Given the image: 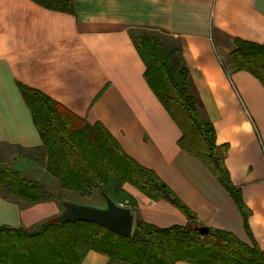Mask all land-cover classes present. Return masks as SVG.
<instances>
[{
  "label": "crops",
  "instance_id": "crops-1",
  "mask_svg": "<svg viewBox=\"0 0 264 264\" xmlns=\"http://www.w3.org/2000/svg\"><path fill=\"white\" fill-rule=\"evenodd\" d=\"M72 1L73 11L63 12L34 0H0V155L15 148L13 167L48 191L60 182L44 166L47 149L19 88L24 83L90 124L104 125L201 225L264 249V85L228 62L235 39L264 42V0ZM132 29L163 31L179 42L201 111L214 124L217 143L228 146L225 164L247 207V222L205 163L179 146L182 131L147 82ZM124 187L137 200L135 217L160 227L190 224L168 200H154L130 183ZM67 201L83 204L74 198L29 203L2 186L0 226L27 229L57 221ZM109 261L91 250L80 264Z\"/></svg>",
  "mask_w": 264,
  "mask_h": 264
},
{
  "label": "trees",
  "instance_id": "trees-1",
  "mask_svg": "<svg viewBox=\"0 0 264 264\" xmlns=\"http://www.w3.org/2000/svg\"><path fill=\"white\" fill-rule=\"evenodd\" d=\"M34 1L48 9L73 11L72 0ZM137 31L131 30V38L145 63V77L182 131L179 146L205 163L231 193L247 222V207L225 164L228 146L217 143L215 126L201 111L179 42L163 31ZM228 62L250 72L264 85V42L235 39ZM19 88L49 152L47 169L63 188L83 192L91 200H96V195L105 199L107 194L117 204L136 210L137 200L124 187L130 183L154 200L171 202L186 214L190 224L160 227L136 216L130 236L94 221L57 220L42 223L37 229L2 225L1 263L80 264L94 250L108 256L109 264H264V249L255 240L245 242L220 228L210 227L208 234L195 230L201 225L195 213L155 171L128 155L104 125L90 124L24 83H19ZM21 156L32 154L23 152ZM2 186L29 203L65 199L13 165L0 163Z\"/></svg>",
  "mask_w": 264,
  "mask_h": 264
},
{
  "label": "water",
  "instance_id": "water-1",
  "mask_svg": "<svg viewBox=\"0 0 264 264\" xmlns=\"http://www.w3.org/2000/svg\"><path fill=\"white\" fill-rule=\"evenodd\" d=\"M104 197L107 202L106 208L66 202L65 207L67 211L59 216V221H94L123 235H132L135 224V216L132 209L127 206H120L107 194H104ZM194 228L201 234L209 233L208 226L198 225Z\"/></svg>",
  "mask_w": 264,
  "mask_h": 264
},
{
  "label": "rangeland",
  "instance_id": "rangeland-1",
  "mask_svg": "<svg viewBox=\"0 0 264 264\" xmlns=\"http://www.w3.org/2000/svg\"><path fill=\"white\" fill-rule=\"evenodd\" d=\"M143 31H145V30H141V31L138 30L137 32L139 34H141V33H144ZM146 31H150V30H146ZM14 150H16V149L15 148H5V150H3V152H4L5 155H0L2 157L0 159L1 165H7V164L8 165H12V161H11L12 156H16L17 155V154H15V151ZM23 152H25V151H23ZM23 152H21V153L23 154ZM21 153H20V155H21ZM44 157H45V164H44V166H45L46 170L49 172V170L47 169V162L49 160V152H48V150H47L46 156H44ZM37 166L39 167L40 165L37 164ZM49 173L52 174L51 172H49ZM54 177L57 178L56 176H54ZM57 180H59V179L57 178ZM59 183L56 184L55 186L54 185H49L50 186L49 188H50V192L51 193H54L58 189L59 191H57L55 194H57V195L61 194L66 200L74 198V199L80 200L81 202H83V204H85L87 202H91V203L96 204L97 206L107 207L106 200L105 199H102L99 195H96V200L95 199L94 200L93 199L91 200V199H89L88 197L85 196V193L78 192V191H74V190H68L66 188H63L61 186V184H59ZM62 188L64 190H62ZM67 202H69V201H67ZM96 205H93V206H96ZM53 221H55V220H53ZM37 228L38 227H35L34 229H37Z\"/></svg>",
  "mask_w": 264,
  "mask_h": 264
},
{
  "label": "built area",
  "instance_id": "built-area-1",
  "mask_svg": "<svg viewBox=\"0 0 264 264\" xmlns=\"http://www.w3.org/2000/svg\"><path fill=\"white\" fill-rule=\"evenodd\" d=\"M119 205H120V206H125L123 203H120Z\"/></svg>",
  "mask_w": 264,
  "mask_h": 264
}]
</instances>
